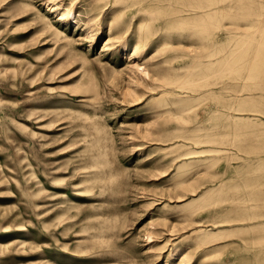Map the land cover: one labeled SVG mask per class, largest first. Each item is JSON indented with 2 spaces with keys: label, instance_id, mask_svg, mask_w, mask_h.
Here are the masks:
<instances>
[{
  "label": "rangeland",
  "instance_id": "obj_1",
  "mask_svg": "<svg viewBox=\"0 0 264 264\" xmlns=\"http://www.w3.org/2000/svg\"><path fill=\"white\" fill-rule=\"evenodd\" d=\"M48 2L0 0V264H264V0Z\"/></svg>",
  "mask_w": 264,
  "mask_h": 264
},
{
  "label": "bare ground",
  "instance_id": "obj_2",
  "mask_svg": "<svg viewBox=\"0 0 264 264\" xmlns=\"http://www.w3.org/2000/svg\"><path fill=\"white\" fill-rule=\"evenodd\" d=\"M58 1V3H57ZM63 0H49V5H48V8H50V10L56 8V7H59V3H61ZM187 1V6L186 8H189L191 10V12H197V14H194V17L192 18V16L189 14V15H185L186 17L184 18H181V20L185 21V20H190V19H197V17H199V13L198 11L202 8V2L204 1L205 3L209 4V5H216V3H223V2H226L227 0H184V2ZM214 3V4H213ZM52 6V7H51ZM210 6H207L205 8H208ZM211 10V9H210ZM209 10V11H210ZM184 12V11H183ZM186 12V11H185ZM214 13V12H213ZM205 16H211V12H208V13H205ZM59 20H61L62 22H64L66 24V26H70V25H73V26H79L81 24L82 21H80V19L77 18V16L75 15V9H74V5H72L71 7L69 8H66L64 11L60 12L59 13ZM84 26L86 27H89L88 26V22H83L82 23ZM85 29V28H84ZM226 30V29H225ZM142 32H140L141 34ZM127 42V41H126ZM141 40H140V37H137L135 40H134V43L132 45V48H131V51L132 53L128 56L129 57V61H133L134 62V66H132L131 70H130V74H132V78L129 79V82L128 85H133V84H136L137 81H136V77H139V79H142L143 82H145V88H147L148 90H152V91H158L160 90V93L161 96L162 94L163 95H168V94H175L176 95V98L174 99L173 103L174 104H177V103H180L184 100V96H182L184 94V89H183V86H182V80H181V74L178 75V80H173L172 79H168L167 76L165 75H159L158 77V81H159V84H156L155 83V80L154 79H151V76H150V72L148 71L147 67L146 66H143L142 64H139L138 61L139 59H142L143 54L142 52L144 51L143 48H148L149 50H147L148 52L150 51V49H153L154 51H156V45H158V41L151 43L150 45H148L147 42L143 43ZM250 46V45H249ZM216 47V46H215ZM214 47V48H215ZM259 47V46H258ZM130 48V46L128 44H125L123 46V50L124 51H128V49ZM219 49V48H218ZM116 50V49H115ZM142 51V52H141ZM104 52V50H103ZM213 52V53H212ZM212 55L215 53V52H218L216 50V48L214 49V51H212ZM218 54V53H217ZM210 55V54H209ZM216 55V53H215ZM214 55V56H215ZM232 56L233 55H227L222 57L221 59L217 60L214 64L213 63H209L208 65L212 67L216 66V65H219L220 68L216 69L213 71L212 70H209L208 71V74L210 75H217L218 72H220L221 69L223 68H226V69H229L231 70L232 67H233V58L232 59ZM235 57V56H234ZM241 60V59H240ZM133 64V63H132ZM259 63L258 62H255V64L253 65L254 69L256 70V68H259ZM217 67V66H216ZM126 69V68H124ZM179 69V68H178ZM182 69V67L180 68ZM225 69V70H226ZM185 70V69H184ZM186 70H189V69H186ZM224 70V69H223ZM181 72V71H180ZM193 72V71H192ZM223 72H226V71H223ZM222 73V72H221ZM220 74V73H219ZM223 74V73H222ZM199 75V74H198ZM192 74H188L186 77H191ZM222 76V75H221ZM196 77V76H195ZM213 77V76H212ZM211 77V78H212ZM170 78V77H169ZM172 78V77H171ZM194 79V78H193ZM152 80V81H151ZM157 80V79H156ZM208 80V79H207ZM203 82V81H202ZM200 82V83H202ZM185 83V82H184ZM175 85V86H174ZM134 86H137V85H134ZM190 85H188L189 87ZM129 88V87H128ZM136 88V87H135ZM187 90V88L185 89ZM190 90V89H189ZM165 99V98H164ZM164 104H162L163 106ZM161 106V107H162ZM175 107V106H174ZM179 107V106H178ZM190 107V106H189ZM182 108V107H180ZM176 109V108H175ZM236 120V119H235ZM212 143V142H211ZM216 142L214 141V143L212 144H215ZM210 151H216L214 149H210ZM190 154V153H189ZM188 157V156H187ZM183 180V179H182ZM185 181H182L180 183L183 184ZM66 202L69 203V205H74L75 203H77V200L78 197L74 196V195H69L67 194L65 199H64ZM242 200H245L247 201V199H242ZM241 221V220H239ZM243 221V220H242ZM262 224H260L261 226ZM259 226V225H258ZM193 233H199V236H201L200 234L203 232H199L197 230H193ZM205 234H203L201 237H203ZM205 238H208V236H204ZM149 239V243H152L154 242V240L152 239V237H148ZM190 245L189 244H186L183 246L182 250H179V251H176L175 254L173 253L174 250L172 251V257L174 260H177L178 259H181V257L184 255V253H186L189 249H190ZM172 249V248H171ZM56 256L58 257L59 260H69V261H73V260H70L68 258H64L61 254L57 253ZM58 260V261H59Z\"/></svg>",
  "mask_w": 264,
  "mask_h": 264
}]
</instances>
